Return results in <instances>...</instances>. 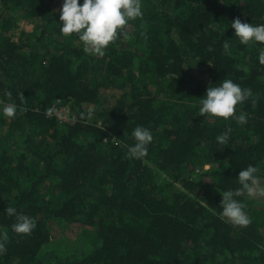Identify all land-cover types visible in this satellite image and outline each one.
Segmentation results:
<instances>
[{
  "label": "trees",
  "instance_id": "trees-1",
  "mask_svg": "<svg viewBox=\"0 0 264 264\" xmlns=\"http://www.w3.org/2000/svg\"><path fill=\"white\" fill-rule=\"evenodd\" d=\"M62 4L0 0L12 11L0 10V264H264V224L220 215L241 169L254 165L264 180V44H241L231 28L237 18L264 24V0H142L143 16L103 56L60 32ZM19 17L39 24L15 40ZM192 62L208 82L187 69ZM225 78L252 93L234 113L246 124L199 115L200 98ZM110 88L123 94L106 105ZM57 100L72 104L73 125L49 115ZM9 103L12 118L2 112ZM137 126L153 141L131 159ZM8 207L36 227L14 232ZM74 223L85 232L75 240L54 231Z\"/></svg>",
  "mask_w": 264,
  "mask_h": 264
},
{
  "label": "clouds",
  "instance_id": "clouds-1",
  "mask_svg": "<svg viewBox=\"0 0 264 264\" xmlns=\"http://www.w3.org/2000/svg\"><path fill=\"white\" fill-rule=\"evenodd\" d=\"M142 9V0H83L82 4L80 0H63L60 11L62 22L60 32L66 37L77 34L85 52L103 56L110 42L117 38L118 30L121 35L126 36L127 34L123 32L124 26L129 21L143 16ZM231 28L235 29V36L239 38L241 44L248 45L250 42L264 44V24H250L237 18L232 22ZM223 47L227 49L229 44L225 42ZM259 63L264 65V48L259 51ZM251 95L250 90L242 89L233 80L225 78L218 84L209 86L206 95L200 98L199 115L224 119L234 117L236 106L242 104ZM2 112L4 116L12 118L16 115L17 106L15 103L5 104ZM234 118L240 124L247 123L244 113ZM231 131V128H228L219 135L218 142L227 143ZM132 137L135 143L128 147V157L131 159L145 157L148 153V146L153 141L151 130L137 126L132 132ZM256 173L257 168L254 165L241 169L237 177L241 187L234 191L223 192L220 215L227 222L236 226H247L251 223L243 203L237 198L245 194L249 197L257 194ZM260 193L264 194V189H261ZM6 211L9 216L16 218L12 230L17 234H28L36 227L33 218L17 213L15 208L8 207ZM7 239V233H0V255L6 252L5 241Z\"/></svg>",
  "mask_w": 264,
  "mask_h": 264
},
{
  "label": "rangeland",
  "instance_id": "rangeland-1",
  "mask_svg": "<svg viewBox=\"0 0 264 264\" xmlns=\"http://www.w3.org/2000/svg\"><path fill=\"white\" fill-rule=\"evenodd\" d=\"M13 9V8H12ZM0 10L1 11H7L9 14H12V11H9L7 9H4L0 6ZM16 20V19H15ZM17 24H19L18 26V30L15 31L14 34V38L15 40H19L20 38V34L22 32H32L34 26L36 24H39L36 21H31V20H27L25 18H21L19 17V19H17ZM187 69H191L192 74L198 78L199 80H202L203 82H208V76L206 74V68H200L198 67L194 62L188 64ZM123 94V91H120L118 89H104L102 90V100H103V104L106 105H113L119 98L120 96ZM88 110V112H94V110L96 109L93 106H87L86 108ZM4 131H7V129H4ZM23 132V131H21ZM4 136L6 135H10L11 139L13 141H19L20 144L24 143V140L21 141L20 140V135L17 133H12V132H4L3 133ZM25 136L30 135L29 131H25L23 133H21ZM10 139V140H11ZM52 142V140H50ZM10 143H13L12 141H10ZM54 144V143H53ZM26 145L21 147V148H17L14 147V149H18L21 151H26ZM36 162L38 163V160H36ZM164 180H166V176L164 175L163 177H161V179L159 180V182L162 184L164 183ZM264 189V180H258L257 181V194L255 196L252 197H247L244 205V210L247 213V215L249 216V218L251 220H258L260 221V223L264 224V194L260 193V190ZM54 231H56L55 233H57L60 236H63L65 238H69L70 240H75L76 238L81 237L82 235H84V230L83 227L80 226L78 223H74L71 224L70 226L67 227H62V228H55Z\"/></svg>",
  "mask_w": 264,
  "mask_h": 264
},
{
  "label": "built area",
  "instance_id": "built-area-1",
  "mask_svg": "<svg viewBox=\"0 0 264 264\" xmlns=\"http://www.w3.org/2000/svg\"><path fill=\"white\" fill-rule=\"evenodd\" d=\"M50 116L56 117L61 125H73L76 121V115L73 112L72 104H64L63 101L57 100L54 106L50 109ZM101 124L99 123V126Z\"/></svg>",
  "mask_w": 264,
  "mask_h": 264
}]
</instances>
